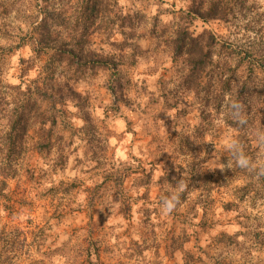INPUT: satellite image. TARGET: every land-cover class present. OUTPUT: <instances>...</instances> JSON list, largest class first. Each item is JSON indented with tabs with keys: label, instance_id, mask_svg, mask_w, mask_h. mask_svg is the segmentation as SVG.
Here are the masks:
<instances>
[{
	"label": "rangeland",
	"instance_id": "rangeland-1",
	"mask_svg": "<svg viewBox=\"0 0 264 264\" xmlns=\"http://www.w3.org/2000/svg\"><path fill=\"white\" fill-rule=\"evenodd\" d=\"M0 264H264V0H0Z\"/></svg>",
	"mask_w": 264,
	"mask_h": 264
},
{
	"label": "trees",
	"instance_id": "trees-1",
	"mask_svg": "<svg viewBox=\"0 0 264 264\" xmlns=\"http://www.w3.org/2000/svg\"><path fill=\"white\" fill-rule=\"evenodd\" d=\"M215 2V1H214ZM213 5H215V6H217V5H220L219 3H217V2H215ZM187 38V37H186ZM186 39L184 38L183 39V41H185ZM205 55L206 56H210V55H208V52L206 51V52H204V50L202 49V50H200L198 53H197V55H196V57H192V59H191V66H192V71L194 72V71H203V70H205V68L207 67V65H206V62L207 61H205V59H206V57H205ZM194 56V55H193ZM98 64L100 65V64H103V65H105V66H107V64H106V62L105 63H102V62H98ZM199 64H201V67H198V65ZM197 65V66H196ZM229 238H231V237H229Z\"/></svg>",
	"mask_w": 264,
	"mask_h": 264
},
{
	"label": "clouds",
	"instance_id": "clouds-1",
	"mask_svg": "<svg viewBox=\"0 0 264 264\" xmlns=\"http://www.w3.org/2000/svg\"><path fill=\"white\" fill-rule=\"evenodd\" d=\"M179 190L180 191L183 190L182 184H181ZM177 202H178V195H176V194L172 195L170 198H165L163 200V204H162V209H163L164 214H168V213L172 212L175 209Z\"/></svg>",
	"mask_w": 264,
	"mask_h": 264
}]
</instances>
